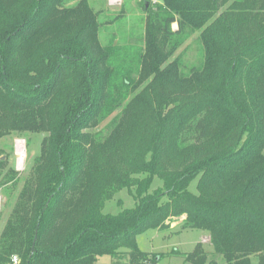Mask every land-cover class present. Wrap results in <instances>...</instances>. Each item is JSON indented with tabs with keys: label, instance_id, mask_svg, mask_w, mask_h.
I'll list each match as a JSON object with an SVG mask.
<instances>
[{
	"label": "trees",
	"instance_id": "obj_1",
	"mask_svg": "<svg viewBox=\"0 0 264 264\" xmlns=\"http://www.w3.org/2000/svg\"><path fill=\"white\" fill-rule=\"evenodd\" d=\"M143 10L140 44H101L88 0H0V140L42 136L23 177L0 149V264H158L136 237L175 223L209 235L190 264H264V0Z\"/></svg>",
	"mask_w": 264,
	"mask_h": 264
},
{
	"label": "rangeland",
	"instance_id": "obj_2",
	"mask_svg": "<svg viewBox=\"0 0 264 264\" xmlns=\"http://www.w3.org/2000/svg\"><path fill=\"white\" fill-rule=\"evenodd\" d=\"M90 6L98 13V22L101 25L99 40L101 44H109L111 40L118 44L127 43L138 45L144 35V6L148 3L154 4L160 0H88ZM146 3V4H145ZM176 29V24L172 25ZM186 47L183 55L184 64H198L201 61L200 47L198 46L197 35L193 40L185 43L178 53ZM177 53V54H178ZM29 139L28 145L27 140ZM41 135H27L16 137L14 135L3 137L0 140L2 158L7 159L8 167L12 168L20 177L25 176L31 166L32 160L38 154ZM22 142L24 160L18 163L16 142ZM264 154V150H263ZM196 181H193L188 190L196 193ZM161 186L158 179H154L150 192ZM8 187V186H7ZM7 187L0 186V232L10 213L13 201L8 203L4 190ZM12 196L15 197L21 188V184L9 185ZM134 207V200L127 190L119 191L112 200L108 201L103 209L104 214L116 215L124 209ZM179 224H173L170 230H148L136 237L138 248L150 255L158 254L161 260L158 264H190L184 259L185 254L191 253L196 244L200 243L207 253L212 252L208 233L197 229H185L180 231ZM206 237V238H205ZM177 250L181 255L171 252ZM94 264H114L109 256L99 257ZM217 264H221L217 260Z\"/></svg>",
	"mask_w": 264,
	"mask_h": 264
},
{
	"label": "bare ground",
	"instance_id": "obj_3",
	"mask_svg": "<svg viewBox=\"0 0 264 264\" xmlns=\"http://www.w3.org/2000/svg\"><path fill=\"white\" fill-rule=\"evenodd\" d=\"M16 146H17V155H18V163L22 164L23 160H24V150H23V144L22 142L17 141L16 142Z\"/></svg>",
	"mask_w": 264,
	"mask_h": 264
},
{
	"label": "built area",
	"instance_id": "obj_4",
	"mask_svg": "<svg viewBox=\"0 0 264 264\" xmlns=\"http://www.w3.org/2000/svg\"><path fill=\"white\" fill-rule=\"evenodd\" d=\"M155 1H156V0H155ZM12 261H13V263H14V264H16V263H17V260H16V258H15V257L12 259Z\"/></svg>",
	"mask_w": 264,
	"mask_h": 264
},
{
	"label": "crops",
	"instance_id": "obj_5",
	"mask_svg": "<svg viewBox=\"0 0 264 264\" xmlns=\"http://www.w3.org/2000/svg\"><path fill=\"white\" fill-rule=\"evenodd\" d=\"M206 238V237H205Z\"/></svg>",
	"mask_w": 264,
	"mask_h": 264
}]
</instances>
